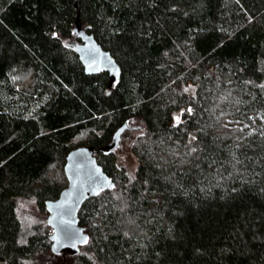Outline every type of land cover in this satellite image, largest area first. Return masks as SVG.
<instances>
[{
    "label": "trees",
    "instance_id": "obj_1",
    "mask_svg": "<svg viewBox=\"0 0 264 264\" xmlns=\"http://www.w3.org/2000/svg\"><path fill=\"white\" fill-rule=\"evenodd\" d=\"M76 15L120 66L109 86ZM133 119L130 180L101 148ZM82 145L114 185L54 253L15 200L48 214ZM0 264H264V0H0Z\"/></svg>",
    "mask_w": 264,
    "mask_h": 264
},
{
    "label": "water",
    "instance_id": "obj_2",
    "mask_svg": "<svg viewBox=\"0 0 264 264\" xmlns=\"http://www.w3.org/2000/svg\"><path fill=\"white\" fill-rule=\"evenodd\" d=\"M79 16L76 15L74 33L79 36L81 43L75 49L79 62L84 67L86 75L95 74L99 71H107L109 83L119 78L120 66L113 59L110 51L100 47L93 34H87L81 27ZM127 124L123 123L117 127L112 139L101 148L105 153L116 148L121 135L126 130ZM63 171L67 182L54 200H47L46 211L49 213L47 221L52 228L49 240L52 241V252L60 253L68 251L75 253L79 245L84 244L87 239L82 227L78 225L77 210L88 199L89 196L97 195L104 189L113 187L111 178L102 170L94 156V147L82 145L72 149L65 155Z\"/></svg>",
    "mask_w": 264,
    "mask_h": 264
},
{
    "label": "rangeland",
    "instance_id": "obj_3",
    "mask_svg": "<svg viewBox=\"0 0 264 264\" xmlns=\"http://www.w3.org/2000/svg\"><path fill=\"white\" fill-rule=\"evenodd\" d=\"M175 121H178V117H176ZM126 122L128 124L126 127L127 132L118 141L119 143L114 150L113 156L117 166L116 168L125 170L127 177L132 180L135 176L138 163L136 156L131 150V146L134 143L133 140L141 133L139 128L142 125V121L133 119ZM15 201L17 207L16 214L20 220L19 227L23 235L32 234L35 230L39 232L49 231L44 227L45 224H48L46 219L49 213L47 214L39 209L36 201L32 197H18ZM48 227L50 226L48 225ZM50 229L49 232L51 234L53 231L51 227Z\"/></svg>",
    "mask_w": 264,
    "mask_h": 264
}]
</instances>
